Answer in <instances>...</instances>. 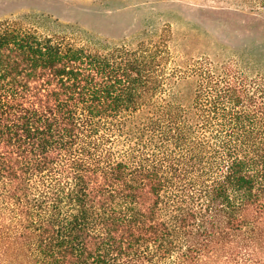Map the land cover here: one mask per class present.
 Segmentation results:
<instances>
[{"label":"trees","instance_id":"1","mask_svg":"<svg viewBox=\"0 0 264 264\" xmlns=\"http://www.w3.org/2000/svg\"><path fill=\"white\" fill-rule=\"evenodd\" d=\"M171 40L0 21V264H264V72Z\"/></svg>","mask_w":264,"mask_h":264},{"label":"rangeland","instance_id":"2","mask_svg":"<svg viewBox=\"0 0 264 264\" xmlns=\"http://www.w3.org/2000/svg\"><path fill=\"white\" fill-rule=\"evenodd\" d=\"M5 19L96 48L134 44L170 26L172 48L185 58L234 56L264 72V13L241 0H0Z\"/></svg>","mask_w":264,"mask_h":264}]
</instances>
